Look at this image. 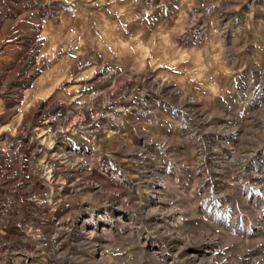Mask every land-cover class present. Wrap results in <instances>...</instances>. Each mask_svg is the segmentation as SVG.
Returning a JSON list of instances; mask_svg holds the SVG:
<instances>
[{
    "label": "rangeland",
    "instance_id": "obj_1",
    "mask_svg": "<svg viewBox=\"0 0 264 264\" xmlns=\"http://www.w3.org/2000/svg\"><path fill=\"white\" fill-rule=\"evenodd\" d=\"M0 5V264H264V0Z\"/></svg>",
    "mask_w": 264,
    "mask_h": 264
},
{
    "label": "bare ground",
    "instance_id": "obj_2",
    "mask_svg": "<svg viewBox=\"0 0 264 264\" xmlns=\"http://www.w3.org/2000/svg\"><path fill=\"white\" fill-rule=\"evenodd\" d=\"M3 2V1H2ZM4 3V2H3ZM36 3V2H35ZM12 4V3H11ZM2 5V4H1ZM0 5V6H1ZM15 5V4H14ZM19 5H20V3H19ZM22 5V4H21ZM7 6V5H6ZM4 8H6V7H4ZM15 8V7H14ZM20 9V8H19ZM36 9V8H35ZM6 10V9H5ZM8 10V9H7ZM32 12H33V10H32ZM35 12V11H34ZM15 13L16 12H8V15H9V19L11 20L14 16H15ZM34 17V16H33ZM7 17L5 16V15H3V16H0V25L1 24H3L4 22H6L7 20ZM15 18H13V20H14ZM40 20V19H39ZM38 21V20H37ZM15 23V22H14ZM34 36V35H33ZM4 38V37H3ZM29 38V37H28ZM33 38V37H32ZM37 43V42H36ZM58 107V106H57ZM61 109V108H60ZM51 112V111H50ZM11 113V112H10ZM51 114V113H50ZM39 117V116H38ZM38 119V118H37ZM34 120V119H33ZM36 122V121H35ZM33 128V127H32ZM43 129V128H42ZM44 136V138L45 137H50L52 134L48 131V130H46V131H43L42 132V134H40V136ZM23 141V140H22ZM31 141V140H30ZM36 141L37 140H35V144L33 143V145H31V146H25V149L27 150V152L29 151H31V150H34V151H36V150H38L39 149V144L38 143H36ZM15 143V142H14ZM23 143V142H22ZM21 142H17L16 143V145L17 146H19L21 149H22V146H24L23 144H22ZM2 150V149H1ZM3 152V151H2ZM56 152V151H55ZM6 153V152H5ZM2 154V153H1ZM7 155V154H6ZM3 159H4V157H3ZM0 162H1V160H0ZM1 164V163H0ZM4 166V165H3ZM53 173V172H52ZM34 207V206H33ZM35 208H37V207H35ZM34 208V209H35ZM28 212V211H27ZM29 216V215H28ZM25 219H28V217L25 215ZM24 219V220H25ZM23 220V219H22ZM21 220V221H22ZM37 221V220H36ZM50 221V220H49ZM17 235V234H16ZM21 235V233H19V236ZM22 237V236H21ZM20 240V239H19ZM48 240V239H47ZM95 241V240H94ZM48 242V241H47ZM82 242H83V240H82ZM55 247V246H54ZM53 262V261H52Z\"/></svg>",
    "mask_w": 264,
    "mask_h": 264
}]
</instances>
